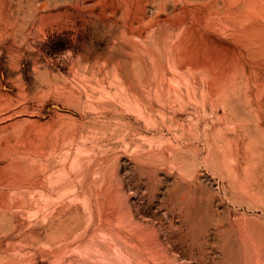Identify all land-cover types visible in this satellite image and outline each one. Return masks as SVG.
Returning a JSON list of instances; mask_svg holds the SVG:
<instances>
[{
    "label": "rangeland",
    "instance_id": "obj_1",
    "mask_svg": "<svg viewBox=\"0 0 264 264\" xmlns=\"http://www.w3.org/2000/svg\"><path fill=\"white\" fill-rule=\"evenodd\" d=\"M0 264H264V0H0Z\"/></svg>",
    "mask_w": 264,
    "mask_h": 264
}]
</instances>
